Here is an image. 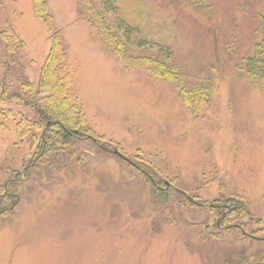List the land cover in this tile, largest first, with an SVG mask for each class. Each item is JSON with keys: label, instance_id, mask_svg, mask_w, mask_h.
Masks as SVG:
<instances>
[{"label": "rangeland", "instance_id": "rangeland-1", "mask_svg": "<svg viewBox=\"0 0 264 264\" xmlns=\"http://www.w3.org/2000/svg\"><path fill=\"white\" fill-rule=\"evenodd\" d=\"M45 1L90 133L128 163L83 139L67 147L65 163L46 164L40 133L32 141L14 132L19 115L36 113L8 102L0 197L13 198L0 215V264H221L248 247L235 231L217 233L207 207L245 197L251 213L242 223L264 228V91L244 76L264 0H142L141 35L156 41L145 53L175 65L189 89L210 88L195 111L177 83L107 53L78 19L76 0ZM7 27L22 45L7 54L0 38V80L9 94L19 80L36 90L48 29L31 0H0V32Z\"/></svg>", "mask_w": 264, "mask_h": 264}, {"label": "trees", "instance_id": "trees-1", "mask_svg": "<svg viewBox=\"0 0 264 264\" xmlns=\"http://www.w3.org/2000/svg\"><path fill=\"white\" fill-rule=\"evenodd\" d=\"M31 1L34 13L48 29L50 48L40 68L36 90L33 83L19 80L17 92L9 94L8 84L0 80V119L5 120L8 115L11 116V111L8 114L3 112L4 106L11 100L18 106L34 110L37 117L34 120L19 115L15 122V136L23 139L29 135L28 138L35 141L34 133L39 132V157L44 158L48 165L65 163L69 155L67 147L73 149L83 139L93 141L98 148L108 153L114 149L120 152L118 147L90 133L85 114L72 96L73 77L65 62L66 50L59 31L54 29L48 4L45 0ZM142 3V0H76V8L78 19L92 28L107 53L119 59L127 69H143L155 80L177 83V94L182 103L193 111L198 110L210 101V88L189 89L182 84L183 75L175 65H167L158 56L145 53V48L156 44V41L150 42L146 36L141 35L140 26L144 17H147L138 11ZM131 5L135 7L133 13L128 12ZM256 34L253 53L245 59L244 76L264 91V16L260 18ZM0 38L5 43L7 54H14L22 45L18 35L9 27L0 32ZM171 56L172 52L168 51L167 57ZM41 92L46 94L41 95ZM156 185L154 182L153 186ZM7 196L13 198L11 194L0 197V215L6 211L7 206L3 200ZM207 208L215 215L214 227L217 233L235 231L241 235L242 240L257 245L254 247L249 244L231 259H224L221 264H264V228H251L253 223L250 221L242 223L251 213L248 199L236 196Z\"/></svg>", "mask_w": 264, "mask_h": 264}, {"label": "water", "instance_id": "water-1", "mask_svg": "<svg viewBox=\"0 0 264 264\" xmlns=\"http://www.w3.org/2000/svg\"><path fill=\"white\" fill-rule=\"evenodd\" d=\"M112 153H113L114 155L119 156V157H121V158L124 159V157L121 155V153H120L117 149H114V150L112 151ZM124 160H126V159H124ZM126 161H127V160H126Z\"/></svg>", "mask_w": 264, "mask_h": 264}, {"label": "flooded vegetation", "instance_id": "flooded-vegetation-1", "mask_svg": "<svg viewBox=\"0 0 264 264\" xmlns=\"http://www.w3.org/2000/svg\"><path fill=\"white\" fill-rule=\"evenodd\" d=\"M226 207V206H225Z\"/></svg>", "mask_w": 264, "mask_h": 264}]
</instances>
